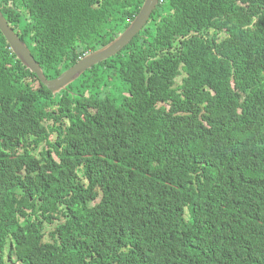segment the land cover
I'll use <instances>...</instances> for the list:
<instances>
[{"label": "trees", "instance_id": "trees-1", "mask_svg": "<svg viewBox=\"0 0 264 264\" xmlns=\"http://www.w3.org/2000/svg\"><path fill=\"white\" fill-rule=\"evenodd\" d=\"M143 1L0 9L53 79ZM9 47L0 31V264H264V0H159L57 94Z\"/></svg>", "mask_w": 264, "mask_h": 264}, {"label": "water", "instance_id": "water-1", "mask_svg": "<svg viewBox=\"0 0 264 264\" xmlns=\"http://www.w3.org/2000/svg\"><path fill=\"white\" fill-rule=\"evenodd\" d=\"M158 2L159 0H144L138 13L129 25L113 40L80 57L72 66L53 79H48L45 76L42 67L35 60L26 43L20 39L18 34L9 25L1 11L0 30L4 37L8 40L11 50L20 62L31 72L36 74L39 82L44 84L53 94H57L80 77L83 72L90 69L93 65L114 56L127 44H129L147 23Z\"/></svg>", "mask_w": 264, "mask_h": 264}, {"label": "clouds", "instance_id": "clouds-1", "mask_svg": "<svg viewBox=\"0 0 264 264\" xmlns=\"http://www.w3.org/2000/svg\"><path fill=\"white\" fill-rule=\"evenodd\" d=\"M158 3H159V2H158ZM0 11H1V9H0ZM1 12H2V11H1ZM2 14H3V13H2ZM3 16H4V15H3ZM4 17H5V16H4ZM134 17H135V16H134ZM5 19H6V18H5ZM6 20H7V19H6ZM131 21H132V20H131ZM131 21H130V22H131ZM147 22H148V21H147ZM8 23H9V22H8ZM146 24H147V23H146ZM146 24H145V25H146ZM9 25H10V24H9ZM145 25L143 26V28L145 27ZM10 26H11V25H10ZM143 28H142V29H143ZM142 29H141V30H142ZM13 30H14V29H13ZM0 31H1V30H0ZM14 31H15V30H14ZM15 32H16V31H15ZM120 33H121V32H120ZM138 34H139V33H138ZM3 36H4V35H3ZM18 36H19V35H18ZM19 37H20V36H19ZM5 39H6V38H5ZM20 39H21V38H20ZM21 40H22V39H21ZM6 41H7V43L9 44V42H8L7 39H6ZM22 41H23V40H22ZM24 42H25V41H24ZM130 42H131V41H130ZM26 45H27V44H26ZM127 45H128V44H127ZM9 46H10V45H9ZM101 47H102V46H101ZM9 48H10V47H9ZM99 48H100V47H99ZM10 49H11V48H10ZM97 49H98V48H97ZM29 50H30V49H29ZM95 50H96V49H95ZM92 51H94V50L88 51V52L84 53L82 56H84L85 54L90 53V52H92ZM120 51H121V50H120ZM120 51H119V52H120ZM12 52H13V51H12ZM30 52H31V51H30ZM31 54H32V53H31ZM82 56H80V57H82ZM33 57H34V56H33ZM80 57H79V58H80ZM16 58H17V57H16ZM79 58H78V59H79ZM109 58H110V57H109ZM17 59H18V58H17ZM78 59H77V60H78ZM18 60H19V59H18ZM77 60H76V61H77ZM106 60H107V59H106ZM76 61H75V62H76ZM104 61H105V60H104ZM75 62H74V63H75ZM101 62H103V61H101ZM101 62H99V63H101ZM74 63H73V64H74ZM99 63H97V64H99ZM95 65H96V64H95ZM71 66H72V65H71ZM93 66H94V65H93ZM27 69H28V68H27ZM65 70H66V69H65ZM62 72H63V71H62ZM62 72H61V73H62ZM61 73H60V74H61ZM4 258L8 261V255H7L6 253L4 254ZM9 264H11V263L9 262Z\"/></svg>", "mask_w": 264, "mask_h": 264}, {"label": "rangeland", "instance_id": "rangeland-1", "mask_svg": "<svg viewBox=\"0 0 264 264\" xmlns=\"http://www.w3.org/2000/svg\"><path fill=\"white\" fill-rule=\"evenodd\" d=\"M182 76L183 75H179L177 78H176V84H179L180 82H181V78H182ZM52 138H53V136H52ZM45 147V144L43 143V144H41L40 145V147L38 148V150H37V154H38V152L40 151V150H42V148H44ZM53 228V226L51 227V229Z\"/></svg>", "mask_w": 264, "mask_h": 264}]
</instances>
